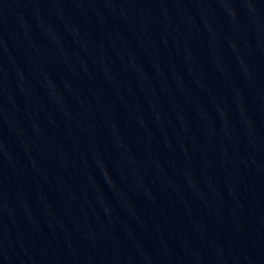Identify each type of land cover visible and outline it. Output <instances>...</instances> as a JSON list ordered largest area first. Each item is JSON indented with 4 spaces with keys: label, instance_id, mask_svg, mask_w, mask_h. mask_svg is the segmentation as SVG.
<instances>
[{
    "label": "water",
    "instance_id": "water-1",
    "mask_svg": "<svg viewBox=\"0 0 264 264\" xmlns=\"http://www.w3.org/2000/svg\"><path fill=\"white\" fill-rule=\"evenodd\" d=\"M0 264H264V0H198L2 169Z\"/></svg>",
    "mask_w": 264,
    "mask_h": 264
}]
</instances>
